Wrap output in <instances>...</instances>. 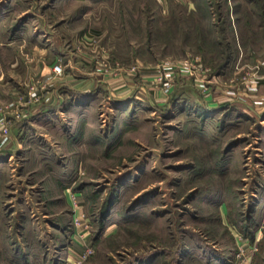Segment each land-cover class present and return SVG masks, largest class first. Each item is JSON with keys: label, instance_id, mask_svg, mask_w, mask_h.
Instances as JSON below:
<instances>
[{"label": "rangeland", "instance_id": "374dc122", "mask_svg": "<svg viewBox=\"0 0 264 264\" xmlns=\"http://www.w3.org/2000/svg\"><path fill=\"white\" fill-rule=\"evenodd\" d=\"M198 1L0 0V264H264V32Z\"/></svg>", "mask_w": 264, "mask_h": 264}, {"label": "crops", "instance_id": "0c3cea01", "mask_svg": "<svg viewBox=\"0 0 264 264\" xmlns=\"http://www.w3.org/2000/svg\"><path fill=\"white\" fill-rule=\"evenodd\" d=\"M176 1L182 4L187 3L188 6L191 5V2H194V0ZM203 1H205V13L208 18L207 26L214 28L213 33L214 36H216V41H227L228 39H230L232 42L240 41L242 40L241 35L243 33H246L247 36L245 38L247 41H249L250 38H247L249 34H253V38L257 39L255 36L256 33L259 31L264 32V0H245L246 3H244L242 6L239 4H233L231 2L232 0H213V2H211V0ZM196 7H198V5H196ZM222 14L224 17H222ZM257 19L259 21H256ZM243 20L245 25H247L246 30L242 29L244 25V22H242ZM243 51V48L240 46L237 54H240ZM78 233V230L76 232L74 231L73 235L71 236L73 244L71 249H68L70 252H65V264H74L73 260L76 256L75 251L80 249V242H82L78 236L74 238V235L76 236Z\"/></svg>", "mask_w": 264, "mask_h": 264}, {"label": "built area", "instance_id": "2783aa9c", "mask_svg": "<svg viewBox=\"0 0 264 264\" xmlns=\"http://www.w3.org/2000/svg\"><path fill=\"white\" fill-rule=\"evenodd\" d=\"M56 75L58 76H61V73H62V69H61V66L59 64L55 65L54 66V70ZM263 76L260 75V76H256L255 77V81L254 83L250 86V92H253L252 95H256V93H258L259 89L261 88V84L259 85V83L263 80ZM201 85H204L203 83ZM259 85V87H258ZM166 86V85H165ZM170 87L171 85L163 88L164 89V92L166 93L165 95L168 96L169 95V92H170ZM205 89H207L205 87V85L203 86ZM32 97L34 98H37V93L34 92L32 93ZM253 103L256 104L257 106L259 105H263L264 104V97L262 98H255L253 99ZM73 222H74V231L76 232L77 230L79 231V233L81 232V228L84 227V228H87L88 226L85 225L84 226V223L81 221V219L78 217V216H75L74 219H73ZM78 233L79 237H81V235ZM238 252L236 254V258H235V263L234 264H251V253L253 254L255 252V245L254 246H251L250 248H246L245 247V244H239L238 243ZM93 249L92 247H88L86 248L83 253L81 254L80 258L79 259H75V262L74 264H80L83 259H85L87 256L91 255Z\"/></svg>", "mask_w": 264, "mask_h": 264}, {"label": "trees", "instance_id": "16d2710c", "mask_svg": "<svg viewBox=\"0 0 264 264\" xmlns=\"http://www.w3.org/2000/svg\"><path fill=\"white\" fill-rule=\"evenodd\" d=\"M226 68V67H225ZM222 70H224V69H222Z\"/></svg>", "mask_w": 264, "mask_h": 264}]
</instances>
